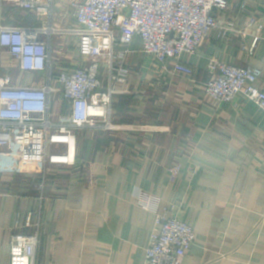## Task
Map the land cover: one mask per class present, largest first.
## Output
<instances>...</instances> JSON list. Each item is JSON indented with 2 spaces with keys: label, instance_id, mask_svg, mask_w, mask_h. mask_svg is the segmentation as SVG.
<instances>
[{
  "label": "crops",
  "instance_id": "obj_1",
  "mask_svg": "<svg viewBox=\"0 0 264 264\" xmlns=\"http://www.w3.org/2000/svg\"><path fill=\"white\" fill-rule=\"evenodd\" d=\"M80 1L54 0L50 17L0 0V25L51 26L41 39L57 75L83 60L78 37L64 31L76 26ZM218 21L241 33L224 41L213 34L195 54L183 55L187 72L146 55L139 36L127 48L117 45L130 52L126 79L113 80L106 64L100 75L105 90H115L113 119L124 130L80 131L77 166L50 170L44 189L40 171L0 159V264H10L15 234L36 230L34 264H145L156 214L137 203V190L174 206L173 215L193 227L194 245L182 264H264V110L244 95L222 104L205 94L213 59L264 72V0L236 1ZM0 69L16 85L45 82L42 73L22 72L6 52ZM55 104L57 114L62 108Z\"/></svg>",
  "mask_w": 264,
  "mask_h": 264
},
{
  "label": "built area",
  "instance_id": "obj_2",
  "mask_svg": "<svg viewBox=\"0 0 264 264\" xmlns=\"http://www.w3.org/2000/svg\"><path fill=\"white\" fill-rule=\"evenodd\" d=\"M6 5L53 15L54 0H1ZM236 1L245 0H82L75 3L76 26L64 29L78 37L81 63L53 74V60L43 34L44 28L0 25V53H8L22 72L42 73L45 82L38 87L13 84L0 69V159L16 161L24 168L42 174L44 189L48 172L69 169L77 164L78 134L82 130L114 132L124 130L115 123L112 97L115 90H105L101 79L103 64L112 70V79L124 82L128 49L135 38L142 40L144 53L166 67L189 71L180 61L193 55L215 34L219 41L229 40L241 31L219 23L218 15ZM261 41L254 36L248 54L254 56ZM116 63V66H114ZM211 80L205 94L217 103L233 102L244 95L264 110V72L255 67H238L218 59L210 62ZM61 111L55 112L56 101ZM55 115L61 120H54ZM180 165L171 167L176 179ZM137 203L156 214V229L146 249L145 264H182L194 245L193 227L181 221L174 206L137 190ZM40 243L39 230L17 233L11 240L10 264H34Z\"/></svg>",
  "mask_w": 264,
  "mask_h": 264
},
{
  "label": "rangeland",
  "instance_id": "obj_3",
  "mask_svg": "<svg viewBox=\"0 0 264 264\" xmlns=\"http://www.w3.org/2000/svg\"><path fill=\"white\" fill-rule=\"evenodd\" d=\"M54 120H61L60 116L55 115Z\"/></svg>",
  "mask_w": 264,
  "mask_h": 264
},
{
  "label": "trees",
  "instance_id": "obj_4",
  "mask_svg": "<svg viewBox=\"0 0 264 264\" xmlns=\"http://www.w3.org/2000/svg\"><path fill=\"white\" fill-rule=\"evenodd\" d=\"M76 166H77V164L74 167H76Z\"/></svg>",
  "mask_w": 264,
  "mask_h": 264
}]
</instances>
